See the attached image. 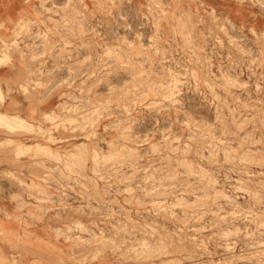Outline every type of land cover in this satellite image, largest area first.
Listing matches in <instances>:
<instances>
[{"label":"rangeland","instance_id":"1","mask_svg":"<svg viewBox=\"0 0 264 264\" xmlns=\"http://www.w3.org/2000/svg\"><path fill=\"white\" fill-rule=\"evenodd\" d=\"M22 1L10 264H264V0Z\"/></svg>","mask_w":264,"mask_h":264},{"label":"crops","instance_id":"2","mask_svg":"<svg viewBox=\"0 0 264 264\" xmlns=\"http://www.w3.org/2000/svg\"><path fill=\"white\" fill-rule=\"evenodd\" d=\"M22 0H0V33L3 29L10 27L12 23L24 13ZM11 16V17H10ZM16 70L9 66L0 67V88L2 90L3 101L0 103V113H6L10 116H19L27 121L29 110L25 100L17 96V92H12L5 97L7 88H12L16 81ZM13 89V88H12ZM21 100L22 102H19ZM20 104H19V103ZM19 104V105H18ZM0 142L7 138H0ZM11 153L0 152V264H10L14 253L12 241L24 238L25 240L44 239V221H35L28 225L26 217L18 211L21 207L23 189L4 178L5 174H11L12 157Z\"/></svg>","mask_w":264,"mask_h":264},{"label":"bare ground","instance_id":"3","mask_svg":"<svg viewBox=\"0 0 264 264\" xmlns=\"http://www.w3.org/2000/svg\"><path fill=\"white\" fill-rule=\"evenodd\" d=\"M30 124L24 120L23 118H20L18 116H10V115H6L4 113H0V126L6 127V128H10L13 131H19L22 130V128L29 126ZM20 128V129H19ZM6 141V140H5ZM0 142V146L5 142ZM35 146V145H34ZM33 146V147H34ZM37 146V145H36ZM24 147V146H22ZM31 147V146H30ZM29 147V149H30ZM19 148V147H18ZM32 148V147H31ZM22 149V148H20ZM40 149V147H39ZM43 149V148H42ZM38 150V147H37ZM41 150V149H40ZM49 150V149H48ZM22 151V150H20ZM29 151V150H28ZM46 151V150H45ZM100 151V150H99ZM98 152V151H97ZM45 153V152H44ZM105 158V157H104ZM184 166V165H183ZM153 254V253H152ZM145 255V254H144ZM138 257V256H137ZM158 257V256H157Z\"/></svg>","mask_w":264,"mask_h":264}]
</instances>
